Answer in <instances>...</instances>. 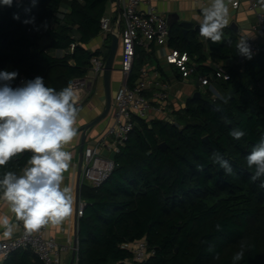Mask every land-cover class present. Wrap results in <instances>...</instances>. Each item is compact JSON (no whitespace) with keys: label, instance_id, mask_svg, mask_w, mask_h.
I'll return each instance as SVG.
<instances>
[{"label":"trees","instance_id":"16d2710c","mask_svg":"<svg viewBox=\"0 0 264 264\" xmlns=\"http://www.w3.org/2000/svg\"><path fill=\"white\" fill-rule=\"evenodd\" d=\"M108 3L13 0L7 6L0 0V71L18 73L10 86L22 87L39 76L59 92L85 78L94 58L106 62L109 52L103 49H110L111 36L100 49L87 46L101 35ZM226 31L213 43L201 41L194 30L184 35L181 26L170 29L169 48L186 53L199 72L210 75L208 60L227 70L229 79L215 82L222 98L214 100L209 89L196 88L182 108L170 113L172 120L133 119L109 178L98 187L81 186L85 209L78 222L77 264H234L242 246L244 259L235 264H264V176L253 180L255 166L247 165L264 138V49L248 59L237 52L239 36ZM135 54L130 86L142 78L145 65L167 77L156 49L137 48ZM233 129L245 135L234 139ZM216 152L231 174L213 163ZM30 156L24 152L0 166V179L9 171L22 174ZM143 239L153 255L136 262L124 246ZM3 264L43 263L31 251L18 250Z\"/></svg>","mask_w":264,"mask_h":264},{"label":"clouds","instance_id":"9594fccd","mask_svg":"<svg viewBox=\"0 0 264 264\" xmlns=\"http://www.w3.org/2000/svg\"><path fill=\"white\" fill-rule=\"evenodd\" d=\"M12 2L2 0L7 6ZM261 2L264 4V0ZM202 15L200 35L213 43L220 42L222 30L228 25L226 0H210ZM237 52L251 59L245 40L237 44ZM17 75L15 71H0V166L24 152H30L31 156L22 174L9 171L0 179V199L7 203L16 220L23 222L25 230L32 233L43 227H59L72 213L73 191L62 184L72 159L66 146L77 136L80 109L71 87L57 92L37 76L14 89L10 82ZM230 135L239 140L245 133L233 129ZM212 159L227 174L232 173L220 153H213ZM247 165L255 166L253 180L264 176V138L248 155ZM14 227L9 216H0V228L5 230V235H10ZM243 259L242 246L232 260L235 264Z\"/></svg>","mask_w":264,"mask_h":264},{"label":"built area","instance_id":"2783aa9c","mask_svg":"<svg viewBox=\"0 0 264 264\" xmlns=\"http://www.w3.org/2000/svg\"><path fill=\"white\" fill-rule=\"evenodd\" d=\"M22 3H33V0H18ZM238 1L233 3L237 8ZM247 10L255 14V23L250 33L239 36V41L245 40L255 56L264 49V4L261 0H248ZM101 34L116 36L118 38L119 66L122 75L121 84L114 97L113 106L115 114L113 123L109 127L105 139L84 147L83 165L80 184L98 187L111 175L115 163L109 156H104L103 151L117 154L121 146L128 139L133 129L134 118L152 120L170 112L169 85L162 80L161 72L153 65H145L142 78L134 85L128 84L129 77L135 61L137 48H142L148 53L156 49L157 58L164 64L173 67L182 80L192 79L198 91L209 89L211 97L216 100L222 98L217 90L216 81L228 80L227 70L220 64L211 61L204 62L210 68V75L198 71L195 63L186 53H180L168 46L170 27L167 20L157 11L152 0H125L120 7L118 18L104 16L100 21ZM238 63L243 60L239 59ZM105 61L103 57L92 60L90 73L83 79H76L69 83L76 93L86 90L89 94L98 77L102 76ZM154 91L152 99L148 93ZM158 115V116H157ZM170 120V119H168ZM107 139H110L108 141ZM85 202L79 200L77 206V219L83 215ZM21 233L15 238L0 242V258L6 259L11 253L18 250L31 251L43 264H61V254L65 247L59 245L54 239L45 236L46 227L39 231L28 233L20 221ZM78 231V224H77ZM132 253L133 260L144 262L153 251L148 249L146 240H140L124 246ZM74 263L78 262V247L75 248Z\"/></svg>","mask_w":264,"mask_h":264},{"label":"crops","instance_id":"0c3cea01","mask_svg":"<svg viewBox=\"0 0 264 264\" xmlns=\"http://www.w3.org/2000/svg\"><path fill=\"white\" fill-rule=\"evenodd\" d=\"M125 0H109L107 17L113 19L118 18L120 15V7ZM157 11L168 20L170 15H176L178 22L174 26H180L181 22H189L193 25H199L203 19L202 9L209 6L210 0H152ZM238 1L239 5L237 8L233 7V3ZM229 8L228 25L222 30L223 35L227 36L229 33L225 29L236 33L238 36L250 33L252 25L255 23V14L247 10L248 0H226ZM105 35L101 34L98 38L93 40L92 48L96 50L100 49L104 44ZM201 41L205 42L206 38L200 37ZM160 65L162 66L166 78L162 76V80L167 79L166 83L169 85V98H170V112L166 111L165 114L158 116L168 120L170 113L177 111L184 106L186 97L190 94L184 95L182 92L175 90L174 85L176 83H188V80L178 79L171 68L164 64L163 60L160 59ZM120 65V64H119ZM118 65L119 69L120 66ZM118 69V71H120ZM120 87V80L117 82L115 92L112 95V103L117 90ZM76 96L78 98L77 104H81V110L79 112L77 120V136L66 146V150L71 153V161L68 170L64 173L63 186H68L73 191V205L71 215L59 226V227H46L45 236L47 238L54 239L59 245L65 247V251L61 254V264H71L72 253L75 249L77 235V202H76V189L78 181V162H79V148L81 144V138L84 131V127L91 123L96 117H98L105 108V91L103 86L102 76L98 77L94 83V86L89 94L86 90L77 91ZM154 91L148 93L149 98L152 99ZM115 114V108L112 105L109 116L101 121L96 126L92 127L86 133L85 145H94L105 139L109 127L113 123ZM110 141V139H107ZM81 200V198H80ZM7 215L10 217L11 222L15 225L10 235H5V230L0 228V242L9 240L17 237L21 233L20 221L16 220L13 213H11L9 206L5 201L0 199V216ZM79 247V241H78ZM4 259L0 258V264H3Z\"/></svg>","mask_w":264,"mask_h":264},{"label":"water","instance_id":"95a60500","mask_svg":"<svg viewBox=\"0 0 264 264\" xmlns=\"http://www.w3.org/2000/svg\"><path fill=\"white\" fill-rule=\"evenodd\" d=\"M178 22V18L176 15H170L167 23L170 27V29ZM179 25L182 27L183 34L186 35L188 31L194 30L197 31L199 34V37H202L199 32V25H193L192 23L189 22H181ZM118 38L116 36H113L111 39V44H110V49H109V55L108 58L104 64L103 72H102V79H103V86H104V91H105V108L102 111V113L96 117L91 123L87 124L84 127V131L82 134L81 138V144L79 148V162H78V181H77V189H76V202L77 205L80 200V189H81V184H80V179H81V172H82V165H83V150H84V145H85V139H86V133L88 130H90L92 127L96 126L99 124L101 121L106 119L109 116V113L112 108V92H111V81H112V73L114 70V63L115 59L117 56V51H118ZM194 97H200V94L196 92L194 94ZM206 143L208 142L207 138L205 137L203 139ZM160 147L165 150L166 145L164 143L160 144ZM104 156H109L113 161L115 160V153H110L107 150L103 151ZM79 220L77 219L76 224H78ZM78 247V239H76L75 243V248ZM76 256V251L74 249L72 253V260L71 264L74 263V258Z\"/></svg>","mask_w":264,"mask_h":264},{"label":"rangeland","instance_id":"374dc122","mask_svg":"<svg viewBox=\"0 0 264 264\" xmlns=\"http://www.w3.org/2000/svg\"><path fill=\"white\" fill-rule=\"evenodd\" d=\"M88 47L92 48L93 47L92 43ZM103 50H104L105 53L109 52V49L107 47H105ZM119 53L116 56L115 63H114V70H113V73H112V81H111V92H112V95L115 92V88L117 86L118 80H120V84H121V79H122V75H121L120 71H118V69H119V67H118V65H119ZM174 88H175L176 91L182 92L184 95H186V94L194 92L196 90V88H198V87H197V84L195 83V81L190 79V81L188 83H183V82L176 83L174 85ZM217 90L219 91L218 88H217ZM168 119L172 120L173 116L169 117Z\"/></svg>","mask_w":264,"mask_h":264}]
</instances>
